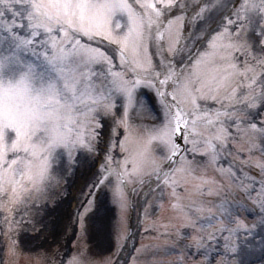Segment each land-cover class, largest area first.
<instances>
[{"label": "snow or ice", "instance_id": "snow-or-ice-1", "mask_svg": "<svg viewBox=\"0 0 264 264\" xmlns=\"http://www.w3.org/2000/svg\"><path fill=\"white\" fill-rule=\"evenodd\" d=\"M141 86L161 107L151 127L133 125ZM101 154L80 235L110 192L122 251L131 185L171 209L150 255L179 258L152 264H252L264 231V0H0V264H18L22 232L43 223L19 210ZM36 264L98 262L46 250Z\"/></svg>", "mask_w": 264, "mask_h": 264}, {"label": "rangeland", "instance_id": "rangeland-1", "mask_svg": "<svg viewBox=\"0 0 264 264\" xmlns=\"http://www.w3.org/2000/svg\"><path fill=\"white\" fill-rule=\"evenodd\" d=\"M138 94V93H137ZM139 100L143 102V105L147 104L144 102V99L138 95ZM133 125L134 126H140L143 125L144 127H151L153 124V115L149 111L148 106L147 108L142 112L141 111V105L136 104L133 109H130ZM110 123V122H109ZM121 133V131H120ZM123 138V136L121 137ZM119 150L117 152V149L115 150V156L119 154ZM93 163H90V166L85 165L83 167H77V171L79 172L80 179L78 182H75L76 188L79 187L82 181L86 178L90 172V169H92ZM74 172H68L66 174H63L58 177V183L55 181L53 182V186L50 188L49 193L46 197L41 198L40 202L44 203L39 205H35L34 207H29L28 209L21 208L19 210V215L17 216V219L20 218V215H24L25 212L28 216L34 218L35 220L39 221L42 220L44 222L45 217L49 211H51L50 217L53 219V215L60 211V213H64V207L66 208V204H60L63 202V197L67 194V189L69 187H72L74 184ZM142 193V192H140ZM108 194V195H107ZM104 195V199L102 201L99 214L96 215L94 218V223L90 227L89 231L84 234V239L82 238L83 235L79 234V230L77 233H74V238L71 243L72 251L71 255L75 254L78 250H86V245L88 242L89 248H87L89 251L87 252L89 257L95 261L98 262V264H102V262L106 259L115 260L116 264H132L133 257H139L136 259V264H152V261L154 260H164V261H173L177 260L179 258L178 252H172L167 256L163 255H157L153 256L150 255V253L155 252L158 248H161L165 245V243H159L156 241H152L151 243L146 244H139L137 245V232H138V211L140 206H144L146 210H148L151 214H156L158 212V207L161 204V201L155 200L153 197H149L147 201L144 200V197H141L140 195L135 194L134 202H133V213L131 216V212L129 213V210L127 212L128 215V228H127V238L125 241H122L123 243V250L118 251L117 246V231H118V220L120 216V210L119 207L113 202L111 193H107ZM81 195V192L78 196V199ZM109 199L110 202V210L107 206V201ZM48 201V202H45ZM45 203H49L50 206L48 207ZM81 205L86 204L84 201V198H80ZM113 205L116 207V212L118 213L117 217L112 216L113 211ZM252 207L249 206L247 210L244 212L247 214V217H244L246 219V223L248 225H252L256 218V211L251 209ZM83 211V209H82ZM56 215V214H55ZM114 215V213H113ZM112 216V218H111ZM2 218V217H0ZM111 218L110 224L113 222V226L109 225V220ZM76 220V219H75ZM250 221L252 223H250ZM65 220L61 222V225L59 227H56V223L54 222L50 227V238H59V233L63 231ZM39 229L42 227L43 223H36L35 224ZM77 227V224L74 223L71 225V228ZM55 228L59 230V232L55 235L54 231ZM70 228V230H71ZM33 233L36 232L34 228L28 227L26 231H24L21 236V247L24 249L25 246L30 247L32 244L33 238L30 239V236L27 235V233ZM256 235H255V243H256V253L251 257L252 264H262V259L264 257L261 256L259 252V241L262 237H264V231H262L260 228L255 229ZM44 231L41 232V235L44 236ZM89 234V235H88ZM40 235V234H39ZM47 235V234H45ZM2 239V238H0ZM67 236H62V242L60 253L56 254V260L60 259L62 257H68L69 256V250L64 251L63 248L68 244ZM30 242H29V241ZM86 241V242H85ZM38 244V243H37ZM48 247V243H47ZM137 249H140V253H137ZM40 250V248L38 249ZM42 254L47 250L43 249L42 247ZM87 251V250H86ZM29 254V253H28ZM3 255V252L0 251V259ZM70 255V256H71ZM18 264H24V262H18Z\"/></svg>", "mask_w": 264, "mask_h": 264}]
</instances>
